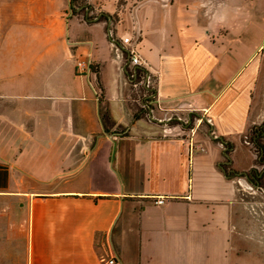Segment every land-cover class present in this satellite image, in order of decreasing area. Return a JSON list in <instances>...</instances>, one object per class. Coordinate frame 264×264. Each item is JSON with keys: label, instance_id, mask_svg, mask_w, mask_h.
<instances>
[{"label": "crops", "instance_id": "crops-1", "mask_svg": "<svg viewBox=\"0 0 264 264\" xmlns=\"http://www.w3.org/2000/svg\"><path fill=\"white\" fill-rule=\"evenodd\" d=\"M182 1L127 0L113 30L74 18L65 40L48 22L0 64V216L23 230L26 264H264L258 189L230 176L255 166L244 140L264 122V0ZM110 33L138 39L155 97L134 94ZM191 110L210 131L152 116Z\"/></svg>", "mask_w": 264, "mask_h": 264}, {"label": "rangeland", "instance_id": "rangeland-1", "mask_svg": "<svg viewBox=\"0 0 264 264\" xmlns=\"http://www.w3.org/2000/svg\"><path fill=\"white\" fill-rule=\"evenodd\" d=\"M115 4L116 10L114 13L108 12L105 9L107 3ZM127 0H75L74 8L76 9L75 14L73 15V10L71 9L70 0H0V64L3 61H7L10 56L15 59H18L17 63H20L19 59H23L22 52L15 51L16 48H23L26 45H39L42 43L41 39L44 36V30L47 28V23H52L55 20H62L63 23V39H66V32L68 28V20L74 19L77 20H86L91 19V21L99 23H106L107 29L112 28V30L117 27L120 23L121 11L123 7L126 5ZM202 0H183V4H189L195 7L201 5ZM229 3V2H228ZM112 19V23H109L108 18ZM198 20V19H197ZM196 24H200V21H196ZM65 26V29H64ZM107 31V30H106ZM68 37V36H67ZM120 40V39H119ZM71 47V45H70ZM75 49V46L72 47ZM203 47L201 45L197 46V50H201ZM17 56H13L14 54ZM264 53V48L259 51V55ZM19 56V57H18ZM222 78H220L219 84L223 87L222 93L230 87V85L235 82L232 78L226 79L228 77L225 74H222ZM200 79V78H199ZM204 83H208L211 86H214V82L216 79L214 78H204L201 79ZM203 83V85H204ZM202 85V86H203ZM205 86V85H204ZM203 86V88H204ZM202 88V87H201ZM134 91L136 95H142V92ZM129 95H132L129 91L127 92ZM135 95V96H136ZM230 99V96H229ZM135 111H140L143 115H145L142 108L135 105L133 107ZM140 108V109H139ZM147 113V112H146ZM168 113L157 112L152 116L159 119H168L172 118V121L165 124H159L160 131L164 129H170L176 127L178 124L174 120L176 118L175 112L165 115ZM204 112H196V111H184L180 112L179 116L182 119L189 120V127L178 128L175 133L181 131L182 134L190 132L194 129L195 133L205 134L210 131V127L208 125L207 119L203 118ZM262 124L256 126L260 128ZM255 127V128H256ZM193 133V132H191ZM256 138L254 131L248 135V139L244 140L248 147L251 148L256 154H258L255 143L253 142ZM262 144H264V137L260 140ZM243 159L241 162L242 168H248L251 163H255L259 172L264 175V162H260L258 164V156L251 158ZM264 160V156H263ZM235 180L243 181L247 180L246 178L235 177ZM245 184V188H255L253 184L250 183L249 180ZM257 189V188H255ZM253 192V191H252ZM256 198L253 199V202L256 203V207H260L264 211V178L262 182V187L255 190ZM1 205V204H0ZM264 218V214L260 215ZM13 224V219L8 216L1 215L0 216V264H26L27 252L24 243V232L21 231L18 227L16 229H12L10 226ZM10 238V239H9Z\"/></svg>", "mask_w": 264, "mask_h": 264}, {"label": "built area", "instance_id": "built-area-1", "mask_svg": "<svg viewBox=\"0 0 264 264\" xmlns=\"http://www.w3.org/2000/svg\"><path fill=\"white\" fill-rule=\"evenodd\" d=\"M112 37V45L113 50L115 51L116 57L118 59H123L125 55L128 56L130 63L129 65L132 68L131 74H130V80L129 83L132 85V87L135 89V91L139 92L141 91L144 94V97L146 100L149 98L155 97L154 89L156 84V75L153 74L150 69L147 67L146 63L144 62V59L142 58L138 46L136 37L134 35H128L126 33L125 35L121 36L120 40H117L113 37L112 33H110ZM91 63L90 62H79L78 63V69L81 72L90 71ZM168 122L172 121V118L165 119ZM175 121H179L182 125L187 126L189 125L188 119H182V118H175ZM208 123L211 124V121L208 120ZM195 131L194 129L191 130V132ZM165 198L159 197L156 199L157 205H163ZM116 257H106L103 256L101 261V264H116L117 263Z\"/></svg>", "mask_w": 264, "mask_h": 264}, {"label": "trees", "instance_id": "trees-1", "mask_svg": "<svg viewBox=\"0 0 264 264\" xmlns=\"http://www.w3.org/2000/svg\"><path fill=\"white\" fill-rule=\"evenodd\" d=\"M75 0H70L71 9L73 10V14H75L76 9L74 8ZM254 134L256 135V138L254 139V143L256 145L257 151H258V158L259 162H264L263 156H264V144L261 143V139L264 137V124L260 128H254ZM228 149L233 148V145L228 144ZM229 161V159H227ZM231 177H243L247 178L251 184L255 186V188L259 189L262 187V182L264 175L262 173H259L256 171V169L251 170L250 172L239 174V172H230Z\"/></svg>", "mask_w": 264, "mask_h": 264}, {"label": "flooded vegetation", "instance_id": "flooded-vegetation-1", "mask_svg": "<svg viewBox=\"0 0 264 264\" xmlns=\"http://www.w3.org/2000/svg\"><path fill=\"white\" fill-rule=\"evenodd\" d=\"M264 124V122L262 123V125ZM186 127H189V125H187ZM253 131H254V129H253ZM254 142V141H253ZM257 156H258V154H256ZM257 161H258V164H260V162H259V158L257 159ZM253 169H256V171L257 172H259L258 171V169H257V167H256V165L253 167V168H251L248 172H250L251 170H253ZM247 173V172H246ZM259 173H261V172H259ZM247 179V178H246ZM248 180V179H247Z\"/></svg>", "mask_w": 264, "mask_h": 264}]
</instances>
